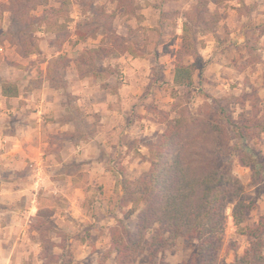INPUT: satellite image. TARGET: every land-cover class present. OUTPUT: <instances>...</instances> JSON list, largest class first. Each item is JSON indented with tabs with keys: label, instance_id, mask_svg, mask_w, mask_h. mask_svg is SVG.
<instances>
[{
	"label": "rangeland",
	"instance_id": "374dc122",
	"mask_svg": "<svg viewBox=\"0 0 264 264\" xmlns=\"http://www.w3.org/2000/svg\"><path fill=\"white\" fill-rule=\"evenodd\" d=\"M4 2L7 0H0V20L6 17L8 22L2 26L0 21V27L7 28L10 13L1 6ZM195 4L196 0H70L68 10L61 14L57 24L38 22L30 27L38 39L40 51L21 59L35 57L32 64L38 66L44 60L52 62L53 70L48 78L57 88L66 89L69 82L73 84L75 78L72 75L77 71L81 80L85 78L83 83L86 84L87 77H91L92 84L100 86V99L105 100V92H109L112 96L119 95L117 102L113 97V102L120 105L122 99L118 93L126 76L121 66L124 61L133 56L144 57L152 63L153 80L148 82L139 102H135L133 115L140 118L146 115L161 125L145 132L146 122L128 124L133 128V134L127 140L128 149L132 150L128 162L120 160L121 156L114 163L108 162L116 177L115 195L105 197L102 186V190L98 189L87 197L90 206L95 200L99 201L89 214L96 221L108 223L106 226L104 224L106 229L99 233L107 237L108 244L114 229L134 225L136 215L131 210L130 202L132 183L149 170L156 142L166 129L168 120L174 117L211 115L214 122L226 126V140L231 154L222 160L229 162V169L244 185L245 199L255 204L247 215L245 225L256 224L264 215V182L258 184L252 179L250 167L239 161L241 156L256 154L264 162V129L261 124L264 120V0L210 2V10L219 15V22L214 33L206 32L200 36L202 64L197 62L194 85L186 90L170 85L169 77L174 72L176 53L182 41L183 15L191 11ZM43 9L39 7L33 12L34 15H42ZM231 13L234 20L239 22V26L233 29L227 24ZM242 15L249 19L243 21ZM80 32L86 37L80 38ZM99 45L113 46L120 54L98 61L95 67L78 61L85 49ZM4 47L7 56L4 72L13 80L9 82L24 84L32 69L29 71V64L16 62L19 53L15 44L7 41ZM189 59L191 57L185 56V60ZM208 61L230 63L231 67L212 78L207 74ZM38 71L40 73L41 70ZM67 75L69 80L66 79ZM39 77L31 81L32 86L40 87L46 80ZM153 81H157L156 84ZM141 106L146 110L145 114L139 111ZM220 107L225 109L224 113ZM72 112L71 115L75 116V111ZM226 116L237 121L246 136L241 138L237 132H233ZM97 118L96 115L95 120ZM89 123L86 122L85 134L94 131ZM226 214L228 219L223 242L214 264H234L236 257L241 256L249 245L248 237L233 221L231 203L227 205ZM155 232L151 231L147 239L150 240ZM91 238L88 236V239H84L90 253L80 263L116 264L117 253L111 246L97 248ZM55 244L61 246L59 241H47L48 254ZM196 246L195 240L181 238L174 246H167L157 259H151L144 253L137 256L132 264H158L160 260L163 264H182ZM64 254L62 258L51 255L44 261L46 264H80L74 262L77 260L73 259L72 252Z\"/></svg>",
	"mask_w": 264,
	"mask_h": 264
},
{
	"label": "crops",
	"instance_id": "0c3cea01",
	"mask_svg": "<svg viewBox=\"0 0 264 264\" xmlns=\"http://www.w3.org/2000/svg\"><path fill=\"white\" fill-rule=\"evenodd\" d=\"M231 14L227 24L233 29L239 22ZM0 21L2 26L8 22L6 17ZM6 43H0V264H46L44 259L51 255L62 258L69 251L80 263L90 253L84 243L88 236L97 248L111 246L99 235L108 223L89 214L99 201L90 206L87 197L102 186L105 197L115 195L116 177L109 163L119 156L128 162L131 156L127 140L133 128L128 124L146 122L145 132L161 125L146 115H133L135 102L153 80L152 63L133 56L124 61L126 76L118 93L122 104L116 105L113 97L117 102L119 95L105 92L106 99H100V86L92 84L91 77L85 84L76 71L73 84L57 88L48 78L50 61L38 66L32 64L35 57L25 61L17 54L16 62L29 64L32 70L24 84L17 83L16 95H5L2 83L13 81L4 72ZM207 66L212 78L231 67L213 61ZM38 77L46 80L40 87L32 86ZM169 80L177 86L173 74ZM138 109L146 113L142 106ZM86 122L92 124L93 133L85 134ZM47 241H59L61 246L55 244L48 254Z\"/></svg>",
	"mask_w": 264,
	"mask_h": 264
},
{
	"label": "trees",
	"instance_id": "16d2710c",
	"mask_svg": "<svg viewBox=\"0 0 264 264\" xmlns=\"http://www.w3.org/2000/svg\"><path fill=\"white\" fill-rule=\"evenodd\" d=\"M211 1L196 0L191 11L183 15L182 41L176 53L173 82L190 90L194 85L197 62L202 64L200 36L214 33L219 15L210 10ZM70 0H7L1 3L10 13V25L0 27V43L15 44L21 56L40 51L33 30V23L57 24ZM43 7L40 16L34 11ZM47 23V24H46ZM80 38L86 34L80 32ZM114 47L99 45L85 49L78 60L93 67L110 57H118ZM185 56L191 57L185 60ZM49 63V75L53 70ZM5 95H16L17 85L2 83ZM224 113L223 108H219ZM228 125L241 138L246 136L238 122L226 116ZM262 128L264 129V120ZM226 126L214 122L211 115L202 117H174L159 136L153 149L154 159L149 170L135 179L130 191L132 212L136 215L132 227L114 229L111 248L117 253L116 264H132L144 253L157 259L167 246H174L181 238L192 239L197 246L182 264H214L222 246L228 215L227 205L232 204L235 225L246 234L249 245L234 264H264V215L256 224L246 226L248 213L254 208L244 197V185L229 169V162L222 160L231 153L226 140ZM240 163L250 167L252 179L264 182V162L256 154L241 156ZM127 192V187H123ZM152 234L150 240L147 235ZM158 264H163L162 261Z\"/></svg>",
	"mask_w": 264,
	"mask_h": 264
}]
</instances>
